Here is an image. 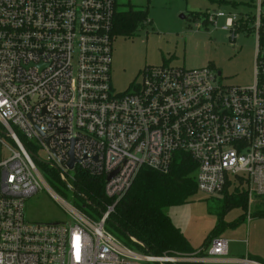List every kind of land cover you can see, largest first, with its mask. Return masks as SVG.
Listing matches in <instances>:
<instances>
[{
    "label": "built area",
    "instance_id": "2783aa9c",
    "mask_svg": "<svg viewBox=\"0 0 264 264\" xmlns=\"http://www.w3.org/2000/svg\"><path fill=\"white\" fill-rule=\"evenodd\" d=\"M255 1L254 14L204 16L206 25L223 21L232 39L255 31L253 85L225 84L210 65L163 63L145 66L140 81L118 93L117 0H0V264H264L230 256L221 235L191 252L156 255L106 227L139 170L167 173L178 152L197 164L198 191L223 196L239 185L248 203L264 197V0ZM37 149L73 192L77 171L104 175L114 203L93 219L62 199L45 180ZM43 186L69 221L27 220L26 199Z\"/></svg>",
    "mask_w": 264,
    "mask_h": 264
},
{
    "label": "rangeland",
    "instance_id": "374dc122",
    "mask_svg": "<svg viewBox=\"0 0 264 264\" xmlns=\"http://www.w3.org/2000/svg\"><path fill=\"white\" fill-rule=\"evenodd\" d=\"M255 0H117L118 11L130 8L147 11L150 23H143L133 36L117 35L113 42V92H124L132 82H139V72L148 65L167 64L187 69L212 66L221 71V80L228 85L251 86L255 81L257 39L255 31H240L232 39L229 31L204 24L206 12L218 10L255 13ZM205 14V15H204ZM182 15L184 17H182ZM201 24L197 27V24ZM35 159L45 180L55 181V192L70 204L79 202L76 194L59 181L54 173L46 172L41 161L45 154L36 150ZM55 180H54V179ZM221 195H207L201 191L186 203L165 208L173 223L179 227L196 249L201 246L222 216L235 226L221 234L229 240L230 256H250L264 259V217L257 211L264 208V197L248 203L247 215L234 208L222 215L224 202ZM250 210V219L248 212ZM26 218L32 222H64L69 215L64 205L44 186L26 199ZM98 219V218H97ZM123 243L136 249L125 239Z\"/></svg>",
    "mask_w": 264,
    "mask_h": 264
},
{
    "label": "trees",
    "instance_id": "16d2710c",
    "mask_svg": "<svg viewBox=\"0 0 264 264\" xmlns=\"http://www.w3.org/2000/svg\"><path fill=\"white\" fill-rule=\"evenodd\" d=\"M147 11L130 8L118 11L115 17L114 33L121 36H133L138 28L147 21ZM264 43V38L261 40ZM46 172L55 174L54 170ZM197 164L184 152H178L169 172L163 173L149 167H142L127 193L119 200L115 210L106 221V227L118 238L129 240L136 237L144 242L148 252L159 255L166 252H191L195 248L182 230L177 227L165 212L168 206L186 203L198 192L195 179ZM55 177L57 178L56 174ZM54 179V178H53ZM55 180V179H54ZM51 188L58 190L55 181H49ZM106 178L102 174H90L77 171L74 181V193L79 202H75L79 210L93 219H99L108 205L114 200L105 194ZM224 202L222 215L234 208L243 209L239 217L243 220L248 211L247 189L243 186L227 188L222 196ZM264 217V208L257 211ZM236 222H226L221 216L216 226L205 239L209 242L220 236L229 226ZM145 250V249H144ZM264 261V259H260Z\"/></svg>",
    "mask_w": 264,
    "mask_h": 264
},
{
    "label": "water",
    "instance_id": "95a60500",
    "mask_svg": "<svg viewBox=\"0 0 264 264\" xmlns=\"http://www.w3.org/2000/svg\"><path fill=\"white\" fill-rule=\"evenodd\" d=\"M182 17H184L183 15H182ZM221 72V71H220ZM219 72V73H220ZM74 167V160L72 159V161L70 162V168H73ZM115 175V172L114 173H112V174H109L108 175V179H111L113 176ZM75 191V190H74Z\"/></svg>",
    "mask_w": 264,
    "mask_h": 264
}]
</instances>
